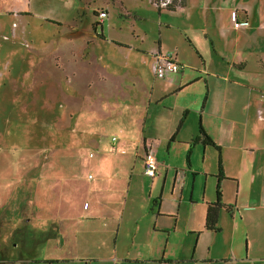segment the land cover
Here are the masks:
<instances>
[{
	"label": "rangeland",
	"instance_id": "1",
	"mask_svg": "<svg viewBox=\"0 0 264 264\" xmlns=\"http://www.w3.org/2000/svg\"><path fill=\"white\" fill-rule=\"evenodd\" d=\"M248 3L253 5L252 0ZM102 10L108 13L104 21L98 18ZM186 10H159L152 0H30L17 14L0 7V249L11 258L10 264L45 258L54 264H85L95 258L98 264H114L106 258L119 259L127 252L130 235L116 255L115 233L103 227L106 222L91 219L97 199L91 190L103 180L116 190L110 198L104 195L120 207L133 171L142 184V159L133 154L138 146L142 155L145 118L164 154L163 130L172 115L163 113L167 119L161 120L152 105L148 113L156 96L153 54L143 56L114 41L152 51L162 37V51L173 50L176 28L166 25L188 23ZM93 26L107 41L93 33ZM261 92L255 93L258 98ZM92 132L105 143L113 134L121 144L128 139L130 150L119 151L115 160L112 145L110 150L95 145ZM173 154L179 165L185 163L183 152L175 149ZM89 173L95 174V181H88ZM251 193L264 199L263 192L248 186L242 191L249 200ZM85 200L91 203L89 210L83 208ZM261 210L244 209L249 221ZM225 231L217 238L216 258L229 256L231 232ZM177 243L179 256L186 252L187 239L181 236Z\"/></svg>",
	"mask_w": 264,
	"mask_h": 264
},
{
	"label": "crops",
	"instance_id": "2",
	"mask_svg": "<svg viewBox=\"0 0 264 264\" xmlns=\"http://www.w3.org/2000/svg\"><path fill=\"white\" fill-rule=\"evenodd\" d=\"M29 2L0 0V7L7 6V11L17 14L26 10ZM252 3L250 6L248 0H186L184 6L173 11L183 14L187 9L188 23L165 24L176 28L177 41L173 50L167 52L173 53L182 68L180 73L168 72L164 79L155 76L153 81L156 96L150 100L148 113L153 111L161 120L167 119L163 113L172 115L163 130L164 154L158 150V134L151 125L145 126V118L142 155L137 152L138 146L133 154L134 159H142V184L133 171L124 188V203L120 207L104 195L108 193L110 198L116 195V190L105 185L103 180L91 190L97 198L91 219L106 222L103 227L108 228L110 234L115 233L114 253L118 255V246L126 236L130 235L128 238L132 241L124 248L127 252L119 254L122 258H106L109 262L264 264V247L258 246L260 241L264 243V199L256 193H251V200L242 195L246 186L264 193V0H252ZM234 13L242 23L241 27H235ZM92 30L107 41L96 26ZM114 43L120 48L137 50L143 56L152 53L156 61L159 55L167 53L162 51V37L158 48L152 51L140 44L120 40ZM254 80L256 83L250 84ZM258 90L262 91L260 98L256 95ZM245 96L249 99L246 102L243 101ZM150 105L154 107L152 111ZM235 112L238 118L233 115ZM97 128L92 129L96 131ZM201 129L219 149L198 139ZM92 136L95 145L109 150L112 145L115 160H118L119 151L124 154L130 150L128 139L121 144L115 134L112 137L116 139L113 141L111 137L107 143L97 132H92ZM148 149L153 151L159 163L154 177L144 174V156ZM175 149L186 155L185 163L179 165L176 162ZM89 156L95 157L93 153ZM219 156L223 174L220 180L222 202L232 210L221 208L219 230L213 231L206 229L205 222L208 204L217 199ZM103 158L106 157L101 160ZM95 179V174H88V181ZM83 208L89 210L91 203L85 200ZM244 209L262 210L253 214L249 221L250 213ZM104 210L106 213L103 214ZM225 230L231 232V250L229 256L216 258L213 253L217 238L226 233ZM181 236L187 239L186 255L180 252L176 256L177 240ZM130 253L135 257L127 258ZM98 260L95 258L85 264H98ZM10 261L11 258L0 249V264H10ZM54 261L30 259L32 264H54Z\"/></svg>",
	"mask_w": 264,
	"mask_h": 264
},
{
	"label": "trees",
	"instance_id": "3",
	"mask_svg": "<svg viewBox=\"0 0 264 264\" xmlns=\"http://www.w3.org/2000/svg\"><path fill=\"white\" fill-rule=\"evenodd\" d=\"M153 3H155L159 10L163 9V8H167L169 10H175L179 7H182L186 4V0H170L168 2H165V4L162 5V0H152ZM103 12H105L107 14L106 10H102ZM100 11L98 13V17H100V13L102 12ZM201 138V140L203 141V143L205 144H210L215 146L213 140L205 133V131H203V129L200 130V136L198 137V139ZM217 147V146H215ZM217 149H219L217 147ZM219 181L217 184V199L215 202L209 203L208 204V208H207V212H206V222H205V227L208 230H213V231H218L219 227H218V218H219V212L221 210V208H226L228 211H231V207L230 206H226L223 202H222V192H221V188H220V180L223 177L222 174V164H221V158L219 156Z\"/></svg>",
	"mask_w": 264,
	"mask_h": 264
},
{
	"label": "built area",
	"instance_id": "4",
	"mask_svg": "<svg viewBox=\"0 0 264 264\" xmlns=\"http://www.w3.org/2000/svg\"><path fill=\"white\" fill-rule=\"evenodd\" d=\"M170 0H162V5L165 4V2H168ZM100 18H105L107 14L105 12L100 13ZM233 20L235 21V27H241L242 23L237 19L236 13L233 14ZM182 68V66L179 65V63L173 58L172 52H167L164 55H159L157 61L154 64V72L156 77H164L166 73L168 72H176L179 71ZM116 137H114V140ZM158 169V161L156 156L154 155L153 151L151 149H148L144 156V172L146 175L150 177H154L156 175ZM91 178L92 175H89Z\"/></svg>",
	"mask_w": 264,
	"mask_h": 264
}]
</instances>
